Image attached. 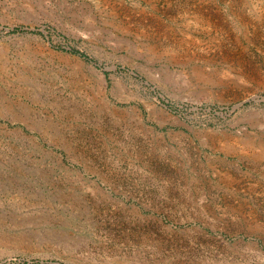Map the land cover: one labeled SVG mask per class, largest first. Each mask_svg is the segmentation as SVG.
Listing matches in <instances>:
<instances>
[{"label": "rangeland", "instance_id": "rangeland-1", "mask_svg": "<svg viewBox=\"0 0 264 264\" xmlns=\"http://www.w3.org/2000/svg\"><path fill=\"white\" fill-rule=\"evenodd\" d=\"M0 264H264V0H0Z\"/></svg>", "mask_w": 264, "mask_h": 264}, {"label": "bare ground", "instance_id": "bare-ground-1", "mask_svg": "<svg viewBox=\"0 0 264 264\" xmlns=\"http://www.w3.org/2000/svg\"><path fill=\"white\" fill-rule=\"evenodd\" d=\"M257 157V156H256Z\"/></svg>", "mask_w": 264, "mask_h": 264}]
</instances>
